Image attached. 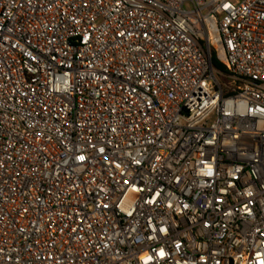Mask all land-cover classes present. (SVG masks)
<instances>
[{"label":"built area","instance_id":"2783aa9c","mask_svg":"<svg viewBox=\"0 0 264 264\" xmlns=\"http://www.w3.org/2000/svg\"><path fill=\"white\" fill-rule=\"evenodd\" d=\"M0 264H264V0H0Z\"/></svg>","mask_w":264,"mask_h":264},{"label":"trees","instance_id":"16d2710c","mask_svg":"<svg viewBox=\"0 0 264 264\" xmlns=\"http://www.w3.org/2000/svg\"><path fill=\"white\" fill-rule=\"evenodd\" d=\"M212 62H213V65H214L216 68H218V69H220V70L223 69V65H222L221 63H219V61L217 60V58H216L215 56H213V58H212Z\"/></svg>","mask_w":264,"mask_h":264}]
</instances>
